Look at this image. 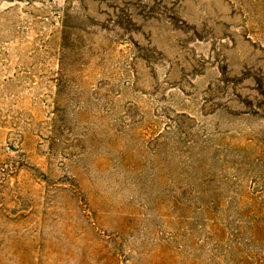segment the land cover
I'll use <instances>...</instances> for the list:
<instances>
[{
  "label": "rangeland",
  "instance_id": "1",
  "mask_svg": "<svg viewBox=\"0 0 264 264\" xmlns=\"http://www.w3.org/2000/svg\"><path fill=\"white\" fill-rule=\"evenodd\" d=\"M0 264H264V0H0Z\"/></svg>",
  "mask_w": 264,
  "mask_h": 264
}]
</instances>
